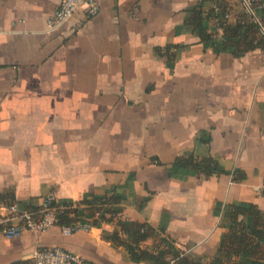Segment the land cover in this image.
I'll list each match as a JSON object with an SVG mask.
<instances>
[{
    "label": "crops",
    "instance_id": "1",
    "mask_svg": "<svg viewBox=\"0 0 264 264\" xmlns=\"http://www.w3.org/2000/svg\"><path fill=\"white\" fill-rule=\"evenodd\" d=\"M60 1L0 0V218L10 202L38 209L48 193L78 202L113 189L123 212L71 234L60 225L15 238L0 231V264L31 259L39 245L95 264H150L105 237L120 218L157 228L144 248L167 235L210 261L227 204L264 211V51L217 54L186 22L194 6L223 5L232 23L251 15L241 0H96L94 16L78 9L51 28ZM218 20L209 25L221 37ZM167 45L181 46L173 65L156 50ZM191 152L228 172L171 173Z\"/></svg>",
    "mask_w": 264,
    "mask_h": 264
},
{
    "label": "trees",
    "instance_id": "2",
    "mask_svg": "<svg viewBox=\"0 0 264 264\" xmlns=\"http://www.w3.org/2000/svg\"><path fill=\"white\" fill-rule=\"evenodd\" d=\"M223 5L206 12L201 6L188 10L187 25L195 32L206 48L215 53L229 52L240 57L253 50L264 51V0L256 7V15L260 22L251 16L249 21L232 23L224 19ZM221 13H220V12ZM218 20L217 28L222 29V36L217 37L210 28L212 17ZM216 30V29H215ZM180 45L157 47V52L165 55L169 63H174V48ZM190 172L192 174L219 175L228 171L212 155H199L195 152L176 157L171 166V173ZM244 177L240 171H235L234 179L239 181ZM124 195L115 189L103 194L90 193L82 201H61L64 207L59 214L58 225H73L78 221L91 226H101L110 222L123 212L121 202ZM11 203V202H10ZM218 212L221 211L219 205ZM223 216L226 218V232L214 257L208 261L203 257L187 252L177 247L167 235H162L155 248H144L141 243L158 234L157 228L148 222L130 219H118L119 229L104 235L116 245H123L135 262L146 261L150 264H264V211L255 203L235 201L225 206ZM163 232V228H160ZM164 233V232H163ZM9 264H34L31 259H17Z\"/></svg>",
    "mask_w": 264,
    "mask_h": 264
},
{
    "label": "built area",
    "instance_id": "3",
    "mask_svg": "<svg viewBox=\"0 0 264 264\" xmlns=\"http://www.w3.org/2000/svg\"><path fill=\"white\" fill-rule=\"evenodd\" d=\"M241 1L246 12L260 22V18L256 15V7L261 4V0ZM78 9H84L89 16H94L100 7L96 0H61L59 6L48 18L49 26L57 27L72 17ZM230 15L231 13L228 11L224 15V19L229 20ZM257 192L264 196V178L257 187ZM8 209L9 214L0 218V231L7 238H15L25 230L41 233L58 225L59 214L62 213L64 207L62 204H58L53 193H48L42 198L38 209L22 208L16 202L10 203ZM61 227L66 234H71L80 229H90L93 226L78 221L73 225H62ZM32 258L34 264H95L83 255L61 245H39L35 248Z\"/></svg>",
    "mask_w": 264,
    "mask_h": 264
}]
</instances>
